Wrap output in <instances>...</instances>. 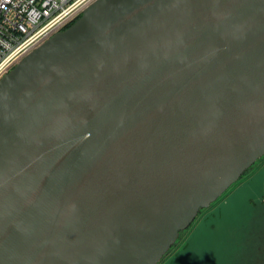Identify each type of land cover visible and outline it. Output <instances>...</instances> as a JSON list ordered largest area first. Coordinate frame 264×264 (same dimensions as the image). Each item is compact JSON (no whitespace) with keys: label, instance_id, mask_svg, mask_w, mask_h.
<instances>
[{"label":"water","instance_id":"water-1","mask_svg":"<svg viewBox=\"0 0 264 264\" xmlns=\"http://www.w3.org/2000/svg\"><path fill=\"white\" fill-rule=\"evenodd\" d=\"M264 155V0H95L0 79V264H157Z\"/></svg>","mask_w":264,"mask_h":264},{"label":"rangeland","instance_id":"rangeland-1","mask_svg":"<svg viewBox=\"0 0 264 264\" xmlns=\"http://www.w3.org/2000/svg\"><path fill=\"white\" fill-rule=\"evenodd\" d=\"M263 254L264 155L199 210L157 264H264Z\"/></svg>","mask_w":264,"mask_h":264},{"label":"built area","instance_id":"built-area-1","mask_svg":"<svg viewBox=\"0 0 264 264\" xmlns=\"http://www.w3.org/2000/svg\"><path fill=\"white\" fill-rule=\"evenodd\" d=\"M95 0H0V79Z\"/></svg>","mask_w":264,"mask_h":264},{"label":"crops","instance_id":"crops-1","mask_svg":"<svg viewBox=\"0 0 264 264\" xmlns=\"http://www.w3.org/2000/svg\"><path fill=\"white\" fill-rule=\"evenodd\" d=\"M261 256H264V254H263V255H261ZM256 260H259V259H257V258H256ZM256 260H255V261H256ZM261 261H263V263H264V258H263V259H261V260H260V262H261Z\"/></svg>","mask_w":264,"mask_h":264}]
</instances>
